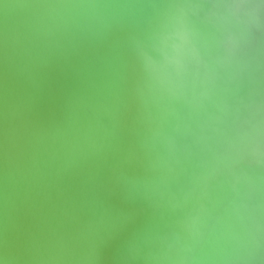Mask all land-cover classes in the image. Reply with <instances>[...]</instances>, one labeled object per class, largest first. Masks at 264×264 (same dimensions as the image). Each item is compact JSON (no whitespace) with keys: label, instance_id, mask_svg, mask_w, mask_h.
I'll return each instance as SVG.
<instances>
[{"label":"water","instance_id":"obj_1","mask_svg":"<svg viewBox=\"0 0 264 264\" xmlns=\"http://www.w3.org/2000/svg\"><path fill=\"white\" fill-rule=\"evenodd\" d=\"M0 264H264V0H0Z\"/></svg>","mask_w":264,"mask_h":264}]
</instances>
